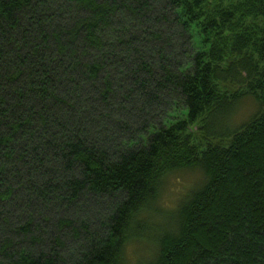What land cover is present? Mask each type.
<instances>
[{"label": "trees", "instance_id": "1", "mask_svg": "<svg viewBox=\"0 0 264 264\" xmlns=\"http://www.w3.org/2000/svg\"><path fill=\"white\" fill-rule=\"evenodd\" d=\"M262 101L264 0H0V264H264Z\"/></svg>", "mask_w": 264, "mask_h": 264}, {"label": "rangeland", "instance_id": "2", "mask_svg": "<svg viewBox=\"0 0 264 264\" xmlns=\"http://www.w3.org/2000/svg\"><path fill=\"white\" fill-rule=\"evenodd\" d=\"M232 89L235 91L237 90L236 88ZM233 90L230 92H234ZM255 110V104L251 100H247L239 107L234 119L237 121L240 119L245 120ZM202 182L203 176L196 170H184L168 175L165 179L157 201L158 213L156 210V213L152 212L151 216L149 217L151 229L154 232L160 231V228L169 229L170 226L173 225V211L176 210L188 192L200 186ZM151 229L149 231L152 232ZM143 236L144 238L142 237V239L139 241L132 242L127 246V264H146L153 258L155 251L151 246V240H147L148 238L146 237L148 235L146 233Z\"/></svg>", "mask_w": 264, "mask_h": 264}, {"label": "snow or ice", "instance_id": "3", "mask_svg": "<svg viewBox=\"0 0 264 264\" xmlns=\"http://www.w3.org/2000/svg\"><path fill=\"white\" fill-rule=\"evenodd\" d=\"M262 103H264V101H262Z\"/></svg>", "mask_w": 264, "mask_h": 264}]
</instances>
